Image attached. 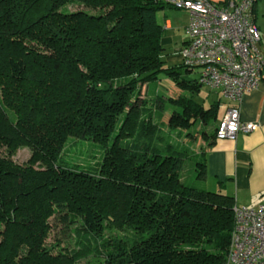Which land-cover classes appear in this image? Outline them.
<instances>
[{
  "label": "trees",
  "instance_id": "1",
  "mask_svg": "<svg viewBox=\"0 0 264 264\" xmlns=\"http://www.w3.org/2000/svg\"><path fill=\"white\" fill-rule=\"evenodd\" d=\"M71 4L82 7L66 10ZM166 7L175 8L0 0V264H76L89 255L99 264L225 263L234 198L182 180L187 160L204 179L205 150L161 131L214 122L220 101L204 107L195 99L203 85L185 76L192 70L166 63L157 19ZM161 75L184 93H157L149 107L139 84ZM71 137L100 145L94 166L65 159ZM214 137L215 129L207 141ZM22 147L30 156L18 163ZM70 233L77 247H59Z\"/></svg>",
  "mask_w": 264,
  "mask_h": 264
},
{
  "label": "built area",
  "instance_id": "2",
  "mask_svg": "<svg viewBox=\"0 0 264 264\" xmlns=\"http://www.w3.org/2000/svg\"><path fill=\"white\" fill-rule=\"evenodd\" d=\"M188 12L185 41L179 49L183 65L197 72L198 81L230 103L264 79L261 33L252 19L255 0H161ZM255 122L240 119L229 105L215 127L216 139L251 132ZM234 225L224 264H264V199L255 206L234 204Z\"/></svg>",
  "mask_w": 264,
  "mask_h": 264
},
{
  "label": "crops",
  "instance_id": "3",
  "mask_svg": "<svg viewBox=\"0 0 264 264\" xmlns=\"http://www.w3.org/2000/svg\"><path fill=\"white\" fill-rule=\"evenodd\" d=\"M210 1L225 4L228 0ZM255 7L254 5L252 19L261 33L259 48L264 57V24L261 27L257 23ZM157 19L164 25L165 30L184 27L188 12L166 7L158 12ZM170 40L165 33L161 42L166 47ZM184 40L185 37L181 45ZM180 47L177 50L179 62ZM229 105L238 107L241 120L255 122L258 126L248 133L238 132L232 139H209L207 143L210 140L212 143L205 148L206 173L200 182L209 190L231 195L236 204L255 206L264 199V79L256 88L245 92L238 102L230 103L227 100L225 111Z\"/></svg>",
  "mask_w": 264,
  "mask_h": 264
},
{
  "label": "rangeland",
  "instance_id": "4",
  "mask_svg": "<svg viewBox=\"0 0 264 264\" xmlns=\"http://www.w3.org/2000/svg\"><path fill=\"white\" fill-rule=\"evenodd\" d=\"M256 21L259 26L262 27L264 24V0H256ZM81 5L71 4L65 7L66 10H76L81 8ZM159 17V16H158ZM162 21V20H160ZM166 36L171 40L166 44V63L169 65L180 63L177 58V50L181 46V42L185 37L184 27L178 26L173 27L169 30H165ZM164 33V34H165ZM171 56V58H168ZM189 78H196L197 72L192 71L185 75ZM139 96L140 99L144 100L147 103V106L151 107V101L155 98L157 93L167 91L173 96L182 94L180 89H178L173 82L165 75H161L160 80L139 84ZM217 97H220L219 105L217 108V114L215 121H209L208 124H204L201 120H195L189 127L183 129H168L165 126L161 130L166 139L173 143H181L186 146L191 152L201 153L205 150L207 145L208 135L211 134L215 125L220 120L223 112L226 108L227 100L219 96L218 92L209 90L208 87L201 86L199 92L195 95V99L201 102L204 107H208L212 101H215ZM169 108L165 110V114H168ZM157 120V117L155 118ZM166 117H163L165 120ZM101 152L100 145L93 143L92 141L79 140L75 137H71L67 140L63 155L68 162L77 163L83 167L94 166L96 159L99 157ZM6 151L0 149V155H5ZM30 156V150L27 147L19 148L13 159L18 163L25 162ZM182 180L186 183L193 184L199 187H205L200 180L196 179L194 173V163L191 160H187L183 171L181 173ZM53 233L47 239V244L53 243ZM79 239L78 236L74 233H70L69 236L62 237V241L59 247H66L67 249H74L77 247L78 243L76 241ZM57 251V247L54 249ZM76 264H99L98 260L94 256L89 255L85 258L80 259Z\"/></svg>",
  "mask_w": 264,
  "mask_h": 264
}]
</instances>
